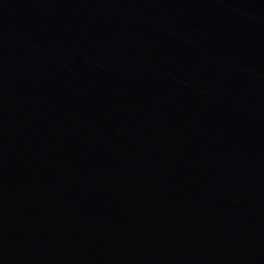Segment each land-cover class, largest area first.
Returning <instances> with one entry per match:
<instances>
[{
	"label": "water",
	"instance_id": "1",
	"mask_svg": "<svg viewBox=\"0 0 264 264\" xmlns=\"http://www.w3.org/2000/svg\"><path fill=\"white\" fill-rule=\"evenodd\" d=\"M0 264H67L1 175Z\"/></svg>",
	"mask_w": 264,
	"mask_h": 264
}]
</instances>
